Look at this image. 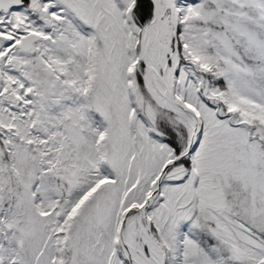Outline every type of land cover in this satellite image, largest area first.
<instances>
[{
  "label": "snow or ice",
  "instance_id": "obj_1",
  "mask_svg": "<svg viewBox=\"0 0 264 264\" xmlns=\"http://www.w3.org/2000/svg\"><path fill=\"white\" fill-rule=\"evenodd\" d=\"M0 264H264V0H0Z\"/></svg>",
  "mask_w": 264,
  "mask_h": 264
}]
</instances>
